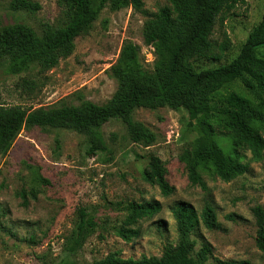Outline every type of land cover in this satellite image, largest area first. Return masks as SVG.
Here are the masks:
<instances>
[{"label":"rangeland","instance_id":"obj_1","mask_svg":"<svg viewBox=\"0 0 264 264\" xmlns=\"http://www.w3.org/2000/svg\"><path fill=\"white\" fill-rule=\"evenodd\" d=\"M11 1L0 0L2 26L21 24L41 35L46 26L59 28L67 21L60 0H33L42 7L35 14L11 11ZM142 2L140 11L106 7L76 39L72 55L46 73L33 66L14 75L8 71V61L0 59V103L35 110L63 102L78 105L82 96L105 104L117 90L110 68L117 63L127 40L140 46L143 68L152 71L153 49L144 44L143 29L153 14L170 4L168 0ZM244 2L214 29L211 40L220 60H195L192 63L197 70L217 68L237 57L249 33L264 17V0ZM229 90L215 98L216 111L222 108ZM133 117L157 135L152 146L132 143L125 125L113 120L101 129L109 147L107 153L90 156L86 137L73 131L34 129L24 130L9 153L0 154V204L4 213L0 218V264H93L112 253L124 259L160 258L168 246L178 243L173 211L179 203L192 206L198 215L199 225L191 235L196 252L208 246L210 262L220 259L264 264V254L256 247L257 226L252 211L257 206L264 209V155L254 160L249 151L240 150L248 172L224 182L213 171L202 170L205 188L193 186L181 157L193 149L202 133L188 114L166 107L139 109ZM216 140L231 155L232 136L218 130ZM150 155L165 163L167 180L174 187L170 196H163L157 186L144 180ZM38 168L51 186L42 188L37 200L24 206L18 193L32 187V173ZM130 202H158L161 211L140 220L134 226L138 236L126 242L117 232ZM207 206L217 216L218 227L213 230L201 220ZM80 209L95 218L97 228L85 245L72 253L67 238Z\"/></svg>","mask_w":264,"mask_h":264},{"label":"trees","instance_id":"obj_2","mask_svg":"<svg viewBox=\"0 0 264 264\" xmlns=\"http://www.w3.org/2000/svg\"><path fill=\"white\" fill-rule=\"evenodd\" d=\"M66 8L64 26H46L41 35L28 26H2L0 23V59L8 61V71L19 75L37 67L41 73L55 68L61 60L72 55L75 41L87 32L106 7L113 10L133 8L140 11L142 0H60ZM169 6L153 14L143 29L144 44L153 49V68H143L141 48L130 40L124 42L117 63L110 68V76L117 82V90L105 104L99 105L79 96L78 105L61 103L50 108L27 110L21 106L0 103V154L11 150L24 130H68L83 135L89 145L88 154L107 153L109 147L101 129L110 121L122 122L132 143L152 146L157 135L144 124L134 120L139 109L170 108L184 110L200 129L194 147L181 161L185 163L188 179L193 186L201 185L202 170L213 171L222 181L230 182L248 172L241 162L240 150H247L254 160L264 155V17L249 33L239 54L230 63L211 69L197 70L193 61H219L211 40L217 24H223L244 0H168ZM41 5L33 0H12L10 10L35 14ZM221 50V55L224 54ZM239 85V87H238ZM231 88L222 101V108L214 109L215 98ZM218 130L233 139L231 155L216 140ZM114 138L117 136L114 135ZM167 168L162 160L150 155L144 180L157 186L163 196L173 194L167 180ZM32 187L23 188L18 197L24 206L37 200L42 188L51 182L41 169L32 173ZM127 216L117 234L130 242L139 231L138 222L161 211L158 202H130ZM256 219V247L264 254V209L253 208ZM4 215L0 204V218ZM179 240L168 246L160 258L124 259L116 253L93 264H252L249 261L211 260V249L202 247L196 252L192 233L199 225L195 209L179 203L173 211ZM229 219H232L229 216ZM201 220L207 229L218 227L217 216L207 206ZM97 222L85 209L78 211V220L67 238L69 250L81 249L95 233ZM50 264V263H43Z\"/></svg>","mask_w":264,"mask_h":264}]
</instances>
